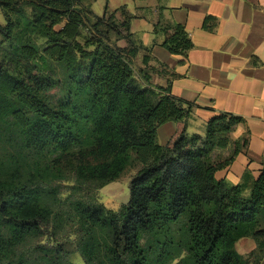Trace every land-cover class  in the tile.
<instances>
[{"label": "trees", "instance_id": "trees-1", "mask_svg": "<svg viewBox=\"0 0 264 264\" xmlns=\"http://www.w3.org/2000/svg\"><path fill=\"white\" fill-rule=\"evenodd\" d=\"M0 10L6 17L0 24L3 41L37 70L23 75L0 65V109L15 121L24 143L54 155L50 169L74 172L78 185L117 180L133 154L141 164L129 201L117 210L74 201L73 233L85 264H261L264 161L246 196L241 185L216 178L242 143L235 142L227 157H212L230 144L229 133L243 117L220 112L209 118L205 134L188 135L193 103L174 96L171 85L153 86L144 70V83L137 81L132 61L142 48L139 40L135 47L92 36L79 40L84 29L95 31L90 16L100 18L82 0H0ZM117 12H111V22L134 37L133 15L121 9L120 19ZM154 31L164 34L162 45L173 54L186 56L193 47L182 23L160 17ZM148 60L145 56L143 63ZM55 64L64 70L62 82L50 73ZM169 120L177 130L160 144L157 129ZM37 182L29 184L22 174L0 177V264H76L60 243L37 246L34 259L19 251L28 237L52 227L53 213L43 206L44 187ZM243 237L257 243L248 255L236 249Z\"/></svg>", "mask_w": 264, "mask_h": 264}, {"label": "crops", "instance_id": "crops-1", "mask_svg": "<svg viewBox=\"0 0 264 264\" xmlns=\"http://www.w3.org/2000/svg\"><path fill=\"white\" fill-rule=\"evenodd\" d=\"M94 1L82 3L93 10ZM121 9L133 15L131 32L142 45L136 57L150 69L152 82L171 85L174 96L193 103L188 134H204L209 118L220 112L244 118L230 131V144L214 151L217 158H224L235 142L242 143L241 151L216 172V178L241 185L249 196L264 161V0H125L113 11L121 15ZM160 17L185 26L193 41L186 56L162 45L164 34L154 31ZM207 18L209 28L204 25ZM176 130L175 121L163 123L157 129L158 142L166 144ZM256 248L251 237L236 242L243 255Z\"/></svg>", "mask_w": 264, "mask_h": 264}, {"label": "rangeland", "instance_id": "rangeland-1", "mask_svg": "<svg viewBox=\"0 0 264 264\" xmlns=\"http://www.w3.org/2000/svg\"><path fill=\"white\" fill-rule=\"evenodd\" d=\"M124 2L125 0H95L92 8L100 16V18L90 16V24L95 31L90 34V31L84 29L79 40L84 43L87 37L92 36L94 39L103 40L112 46L135 47L138 42L136 37H128L121 23L114 24L110 19V14L115 10L116 4H124ZM107 6L108 10H106ZM117 16L120 19L122 17L121 15ZM5 23L6 17L4 12L0 10V24L4 25ZM29 36L39 45H42L45 41L44 37L35 32H30ZM17 55V51L8 42L3 41V37L0 35L1 67L7 68L12 73L21 72L23 75L28 73L29 70L37 72L35 67L25 63L21 58L19 60ZM132 62L135 77L139 83L143 84L141 70L149 73L150 69L142 67L143 64L137 57ZM55 66L53 70H50V73L55 79L62 82L65 77L64 70L57 64ZM151 83L156 86L152 80ZM58 92L57 90L52 97ZM188 135L192 136L193 133ZM53 157L54 155L39 153L29 148L24 143L22 133L15 121L3 109H0V177H13L22 174L29 184H37V181H41V185L44 187L43 206L49 208L54 217L48 234L28 237L19 251L34 259L39 255L38 250H36L37 246L42 244L50 246L60 243L70 251V259L74 263L85 264L84 258L79 252L77 253L75 234L73 233L76 227L72 215L74 201L77 199L97 201L108 208L117 210L122 204L129 201L131 196L130 182L141 164L133 154L130 165L117 180L106 184L91 181L78 185L74 172H58L50 169ZM212 157L217 159L216 151H213ZM34 178H36V181H33Z\"/></svg>", "mask_w": 264, "mask_h": 264}]
</instances>
